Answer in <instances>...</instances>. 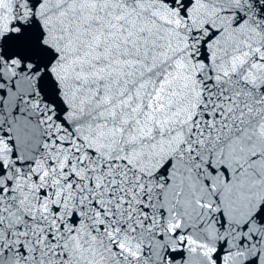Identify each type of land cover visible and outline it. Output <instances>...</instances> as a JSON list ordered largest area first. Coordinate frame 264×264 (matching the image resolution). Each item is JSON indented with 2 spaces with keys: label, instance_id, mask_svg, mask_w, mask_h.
<instances>
[{
  "label": "snow or ice",
  "instance_id": "6c2138e0",
  "mask_svg": "<svg viewBox=\"0 0 264 264\" xmlns=\"http://www.w3.org/2000/svg\"><path fill=\"white\" fill-rule=\"evenodd\" d=\"M0 264H264V0H0Z\"/></svg>",
  "mask_w": 264,
  "mask_h": 264
}]
</instances>
